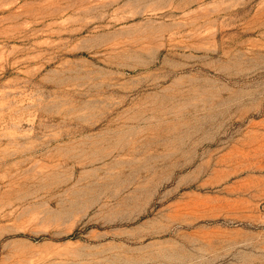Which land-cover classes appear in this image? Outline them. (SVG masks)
I'll use <instances>...</instances> for the list:
<instances>
[{
    "label": "rangeland",
    "instance_id": "1",
    "mask_svg": "<svg viewBox=\"0 0 264 264\" xmlns=\"http://www.w3.org/2000/svg\"><path fill=\"white\" fill-rule=\"evenodd\" d=\"M0 264H264V0H0Z\"/></svg>",
    "mask_w": 264,
    "mask_h": 264
}]
</instances>
